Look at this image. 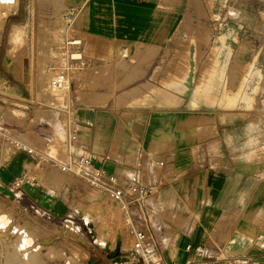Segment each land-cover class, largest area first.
<instances>
[{
	"label": "crops",
	"instance_id": "0c3cea01",
	"mask_svg": "<svg viewBox=\"0 0 264 264\" xmlns=\"http://www.w3.org/2000/svg\"><path fill=\"white\" fill-rule=\"evenodd\" d=\"M62 1L49 43L36 48L44 58L37 62L38 89L30 88L32 58L19 73L21 94L0 74V123L35 151L13 152L0 141V200L34 238L26 250L41 247L44 255L52 250L79 264L121 258L108 259L93 241L108 238L109 252L119 245L118 210L81 177L54 166L66 152L70 122L77 127L75 150L89 156L92 168L113 174L119 187L159 182L131 205L130 216L162 264H264V0ZM190 19H200L197 40L207 34L206 42H188ZM72 38L81 40L79 50L65 45ZM134 46L177 53L163 60L172 69L159 73L163 61L153 57L136 71L140 82L122 92V102L86 103L84 96L94 98L93 76L115 51ZM57 47L80 53L73 63L81 67L70 74L69 94L54 97L41 86L69 61ZM14 64L3 68L16 81ZM38 109L56 113L54 121ZM36 138L44 142L35 145ZM23 175L32 182L22 187L18 204L11 183ZM75 201L88 202V213L77 214Z\"/></svg>",
	"mask_w": 264,
	"mask_h": 264
},
{
	"label": "rangeland",
	"instance_id": "374dc122",
	"mask_svg": "<svg viewBox=\"0 0 264 264\" xmlns=\"http://www.w3.org/2000/svg\"><path fill=\"white\" fill-rule=\"evenodd\" d=\"M146 4H149L151 9L153 8L151 3L146 2ZM64 8L65 6L62 0H20L18 8L15 9V13H13V10H9V12L5 11L4 14L6 15V19L2 25V29L0 30V74L5 80H9L16 93L21 94L23 92V87L19 85L17 81L20 78L21 74L19 73L21 72L22 68L24 69L26 67L28 58H32V75L34 77V81L30 83V88L34 90L35 86L37 84L39 85V83H37L35 80V76L36 79H40L38 73L40 75L42 67L37 62H39V60L41 59L43 60L44 58L42 57L43 53L40 51H36V48L43 43H49V37L52 31L50 30V27H53V25H55L57 28V24L61 20L58 16L59 12ZM199 9V16L202 15L203 17H205L203 7L200 6ZM62 20L64 21V23H66V19L64 20L63 18ZM47 21H50V23H48ZM149 22L152 23L153 18H149ZM193 22L194 21L190 19V23L188 25V42H194L197 45L200 42H206V40L208 39L207 34H204L203 36L201 35L202 39L200 41L197 40L198 31L202 30V28H200L202 27V25L200 24V19H198L196 23ZM56 50L61 54L62 58H65L69 53L68 49L65 47H57ZM154 54L155 51L140 49L138 46H134L130 49H118L113 54V60L107 66L101 68L100 73L97 76H93V79L95 81L94 85L91 86V89L94 93L93 100L89 102L90 98L88 96H84L83 100L86 103L90 104H100V102L104 98L111 97L113 100L118 99L119 102H122L125 99L124 95H122V92L124 90L130 89L131 87L137 86L140 82L134 79L135 77L140 75L139 72L136 71L140 70L142 65L148 64L150 60L153 59V57H156V63L158 64L166 58L173 57L177 53H171L170 51H163L161 53H158L157 51L155 56ZM13 62L15 64L14 67L10 70V73L13 74L16 81L13 80L3 68L5 65L9 69L11 67V63ZM167 65V67L164 66L163 61V65L159 66V73H164L167 69L170 72V69H172V67H170V64ZM176 70L178 71V73L181 72L179 68H176ZM104 71H107V74H105ZM149 86V84L138 86L134 93H139V90L143 91ZM38 87L39 86H36L37 89ZM3 90L4 89L2 88L1 91ZM69 91L70 88L67 91V95L69 94ZM107 92L108 94H106ZM2 96H0V98H2ZM7 112L9 113L10 111L8 110ZM37 113H40L42 118L51 122L54 121L53 119L57 115L52 111L45 112L41 111V109H38L36 114ZM9 116L10 115L7 113L3 115L4 119L7 121L9 119ZM6 128L9 129L10 127ZM42 142H44L43 139L36 138L34 144L38 145V143ZM54 174L55 172H52V174H50L52 176L50 177L53 178ZM86 205H89V203L75 201L73 203L74 207H72L77 214H80L79 210L86 214L89 211V209L85 207ZM95 205L96 204H94V206ZM1 217L0 264H47L48 262H55L56 260L61 261L62 264H79L73 263L72 258L64 256L62 254L54 255L52 253V250H49L44 255L45 252L41 247H37L36 250H31V248L29 250H26V247L31 245L34 238L28 237L27 231L22 226V218L20 216H17V214H15L14 216V213L10 210V207H8V205H6V202L2 200H0V219ZM71 231L72 230L70 229V234H73ZM45 261L48 262L46 263Z\"/></svg>",
	"mask_w": 264,
	"mask_h": 264
},
{
	"label": "built area",
	"instance_id": "2783aa9c",
	"mask_svg": "<svg viewBox=\"0 0 264 264\" xmlns=\"http://www.w3.org/2000/svg\"><path fill=\"white\" fill-rule=\"evenodd\" d=\"M20 0H0V16L12 9H17ZM65 45L70 49L79 50L82 42L78 38L68 39ZM68 62L65 63L59 70H55L49 77L42 88L45 94L58 97L67 93L71 88V72L80 69V65L73 62L81 60L80 53H69ZM66 115H68L65 112ZM68 120V116H67ZM77 140V127L75 124L68 125L67 139L62 145L65 147L66 152L62 155L61 159L54 162V166L62 173H69L81 177L92 189L104 194L109 202L118 210L122 227H118L119 233V248L117 249V256L120 260L109 262L107 264H162L158 259L155 252L145 246L146 236L143 232L138 231L130 216L131 205L135 202H141L150 196L155 189L159 187V182L153 185H146L139 182L127 184L124 188L118 186L117 178L113 174L106 173L103 169L92 168L91 159L89 156L81 151L75 150V143ZM0 141H3L10 146L13 152H24L28 156H34L35 151L24 140L19 137L11 136L4 129L0 123ZM161 165V163H160ZM32 182V179L27 175L16 178L11 183V188L14 193V200L20 204L21 196L20 191L25 184ZM91 223V222H89ZM88 222L86 227L90 230L91 237H96L91 230L93 227ZM99 250L108 256L111 252L107 251L106 246H111V241L108 238H94ZM123 242V243H122ZM186 250L190 246H186ZM177 264V263H171ZM204 264V263H194Z\"/></svg>",
	"mask_w": 264,
	"mask_h": 264
},
{
	"label": "bare ground",
	"instance_id": "6f19581e",
	"mask_svg": "<svg viewBox=\"0 0 264 264\" xmlns=\"http://www.w3.org/2000/svg\"><path fill=\"white\" fill-rule=\"evenodd\" d=\"M13 10V13H15L16 12V10L15 9H12ZM9 12V11H8ZM5 19H6V15L5 14H2L1 16H0V30L2 29V25H3V23H4V21H5ZM3 217V216H2ZM2 217H1V221H2ZM4 218V217H3ZM2 223V222H1ZM3 225H5V224H3ZM1 226V225H0ZM20 244V243H19ZM118 247H119V245H117V246H115L114 247V251L115 250H117L118 249ZM106 249H107V251H109V249H108V246H106ZM15 250H17V249H15ZM27 255V254H26ZM27 263V262H26ZM30 264V263H29Z\"/></svg>",
	"mask_w": 264,
	"mask_h": 264
},
{
	"label": "water",
	"instance_id": "95a60500",
	"mask_svg": "<svg viewBox=\"0 0 264 264\" xmlns=\"http://www.w3.org/2000/svg\"><path fill=\"white\" fill-rule=\"evenodd\" d=\"M25 70H26V67H25ZM115 256H117V250H115V252H113V253H110V254L107 256V258H108V259H111V258H114ZM89 264H97V263L91 260Z\"/></svg>",
	"mask_w": 264,
	"mask_h": 264
}]
</instances>
